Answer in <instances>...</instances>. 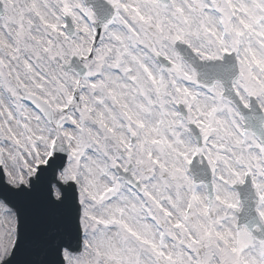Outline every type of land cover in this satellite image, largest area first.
Masks as SVG:
<instances>
[{"label":"snow or ice","instance_id":"1","mask_svg":"<svg viewBox=\"0 0 264 264\" xmlns=\"http://www.w3.org/2000/svg\"><path fill=\"white\" fill-rule=\"evenodd\" d=\"M0 264H264V0H0Z\"/></svg>","mask_w":264,"mask_h":264}]
</instances>
